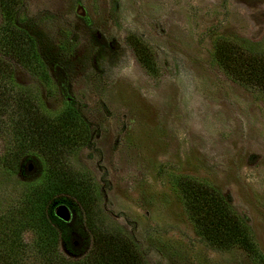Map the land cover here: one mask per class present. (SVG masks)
<instances>
[{
    "label": "rangeland",
    "instance_id": "374dc122",
    "mask_svg": "<svg viewBox=\"0 0 264 264\" xmlns=\"http://www.w3.org/2000/svg\"><path fill=\"white\" fill-rule=\"evenodd\" d=\"M8 1L0 0V86L49 116L69 105L83 116L91 143L70 161L96 185L103 226L134 237L145 264H258L197 233L178 183L188 177L221 192L264 255V94L230 79L214 58L219 38L264 43V0ZM17 32L34 41L28 66L8 48ZM135 42L150 51L153 72L138 62ZM2 119L0 216L23 186L44 181L40 169L26 174L32 160L42 165L37 154L17 173L3 167L18 116ZM68 210L69 241L60 239L56 256L79 261L91 235ZM35 238L22 234L23 264H51Z\"/></svg>",
    "mask_w": 264,
    "mask_h": 264
},
{
    "label": "trees",
    "instance_id": "16d2710c",
    "mask_svg": "<svg viewBox=\"0 0 264 264\" xmlns=\"http://www.w3.org/2000/svg\"><path fill=\"white\" fill-rule=\"evenodd\" d=\"M9 6L8 0H2ZM11 57L24 66L31 62L34 41L23 32L7 41ZM140 65L153 72V56L139 42L133 45ZM214 58L223 72L244 87L257 88L264 94V43H237L219 38L214 45ZM1 68V67H0ZM2 71V70H0ZM15 114L16 134L13 149L4 155L3 167L13 173L20 169L28 154L42 158L32 160L26 174L37 169L43 182L23 186L17 206L0 216V264H23L22 234L31 231L37 252L51 264H145L134 237L119 227L103 226L98 205L100 193L92 180L71 166V155L90 145V130L76 107L66 106L56 116H49L31 104L25 95L6 94L0 86V125L3 116ZM31 171L29 172V170ZM185 211L197 233L216 248L238 247L264 264L253 235L245 223L213 186L182 178L178 183ZM71 197L74 203L60 197ZM64 205L83 220L91 235V248L79 261L56 256V246L65 237L68 223L54 215ZM69 241V239H67ZM22 246V247H21Z\"/></svg>",
    "mask_w": 264,
    "mask_h": 264
},
{
    "label": "water",
    "instance_id": "95a60500",
    "mask_svg": "<svg viewBox=\"0 0 264 264\" xmlns=\"http://www.w3.org/2000/svg\"><path fill=\"white\" fill-rule=\"evenodd\" d=\"M54 215L64 222L70 220L69 210L64 205H59L54 209Z\"/></svg>",
    "mask_w": 264,
    "mask_h": 264
}]
</instances>
